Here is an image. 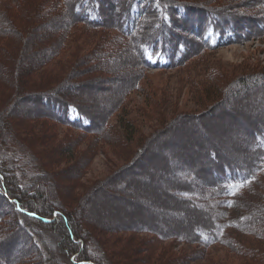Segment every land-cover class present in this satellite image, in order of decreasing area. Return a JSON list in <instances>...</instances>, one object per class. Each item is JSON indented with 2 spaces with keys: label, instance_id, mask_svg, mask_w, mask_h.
Segmentation results:
<instances>
[{
  "label": "trees",
  "instance_id": "trees-1",
  "mask_svg": "<svg viewBox=\"0 0 264 264\" xmlns=\"http://www.w3.org/2000/svg\"><path fill=\"white\" fill-rule=\"evenodd\" d=\"M254 40L264 42V0H0V264H194L214 246L238 264H264V127L247 120L249 161H220L211 151L207 167L168 165L166 191L149 190L177 213L194 211L201 225L193 233L163 218L157 225L152 212L151 223L103 228L88 210L94 197L115 200L107 190L156 147L186 159L170 143L176 128L264 89V68L219 71L201 89L202 113L158 116V127L138 135L126 104L147 73L204 64L209 53ZM113 83L121 91L100 118L78 99L87 95L79 88L95 84L115 93ZM107 148L120 165L86 186ZM173 241L199 249L176 253L165 246Z\"/></svg>",
  "mask_w": 264,
  "mask_h": 264
},
{
  "label": "rangeland",
  "instance_id": "rangeland-1",
  "mask_svg": "<svg viewBox=\"0 0 264 264\" xmlns=\"http://www.w3.org/2000/svg\"><path fill=\"white\" fill-rule=\"evenodd\" d=\"M88 40L86 38L81 41L84 43ZM70 51V48L67 49L65 54ZM206 57L207 63L204 64L189 65L171 71L152 70L147 73V79L141 85V89L131 94L126 104L128 118L136 123L138 135H149L153 129L158 127L161 120L158 116L163 117V121L167 122L176 111L186 114L202 113L205 95L200 92L210 75H215L219 71L239 73L246 67L264 68V42L254 40L224 47L209 53ZM206 65L208 67H205ZM113 84V87H117L115 93L110 91L113 88L110 90L108 88L112 85H105L108 88L107 93H101L99 91L101 86L97 84L92 89L79 88L77 93L83 91L87 95H80L78 99L83 102L84 106L89 105L91 107L89 111L100 118L106 108L115 102L117 93L121 91L119 83ZM237 101L239 102H231L223 111L213 113V116L208 117L200 124H188L183 129L178 127L176 131L172 132L175 135L180 131L176 134L177 136L175 135L177 138H173L170 143L176 144L177 149L179 147L186 149L188 152L186 154H189L186 159L179 157L180 159L175 161L171 158L170 149L167 150L168 148L164 147L166 150H163L160 148L161 146L156 147L154 153L149 155L150 157L147 156L130 174L123 176L120 181H116L112 185L113 192L112 189L107 190L110 195H115V200L105 199L98 195L99 197L91 199L89 213L91 212L99 220L98 223L103 225V228H114L116 223L125 221H136L134 226L141 221L147 224L152 222L154 216L157 225L163 218L167 221L165 225L169 229L173 226L183 227L193 233L195 227L201 225L199 222L193 224V218L189 213L194 211L179 210L180 212L177 213L173 209L176 208V205L173 206L168 197H159V201H155L149 190L155 186L166 191L168 182H172L173 179L169 171H166L168 165L182 169L189 167L194 171L207 167L210 163L208 158L211 151L216 152L220 161L236 162L242 158L249 161V158L243 157V154L251 153L250 136L244 123L248 125L251 123L252 128L264 127V89L249 90L245 95L238 96ZM28 107L30 110L33 108L32 105H28ZM112 124L116 126L120 124L118 118L115 117ZM153 155L159 159L154 160ZM119 165L120 162L115 158L112 150L107 148L94 160L83 181L84 184L88 186L96 181L104 180ZM164 171L166 172L164 173ZM202 174L204 175V173H200V175ZM137 204H141L143 209L135 207ZM151 212L154 213L153 216ZM167 213L172 214L170 219H166ZM56 216L54 215L53 219ZM165 246H172L173 251L180 254L183 252L190 254L199 249L194 245L174 241L168 242ZM11 250L8 252L11 253ZM199 258L194 264H208V259H214L223 264H238L234 256L220 246L212 247Z\"/></svg>",
  "mask_w": 264,
  "mask_h": 264
}]
</instances>
